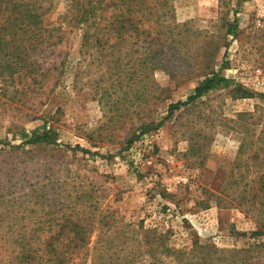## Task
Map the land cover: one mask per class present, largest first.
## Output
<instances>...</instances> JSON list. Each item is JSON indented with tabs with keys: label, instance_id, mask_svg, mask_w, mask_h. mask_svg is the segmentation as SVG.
<instances>
[{
	"label": "rangeland",
	"instance_id": "obj_1",
	"mask_svg": "<svg viewBox=\"0 0 264 264\" xmlns=\"http://www.w3.org/2000/svg\"><path fill=\"white\" fill-rule=\"evenodd\" d=\"M31 1L0 68V264H264V0Z\"/></svg>",
	"mask_w": 264,
	"mask_h": 264
},
{
	"label": "trees",
	"instance_id": "obj_2",
	"mask_svg": "<svg viewBox=\"0 0 264 264\" xmlns=\"http://www.w3.org/2000/svg\"><path fill=\"white\" fill-rule=\"evenodd\" d=\"M30 1V0H29ZM28 0H0V68L1 62L7 67H15L17 60H24L25 51L29 47L27 42L36 43V38L41 32V21L39 19V5ZM13 55L12 59L7 55ZM228 83L227 78L217 76H207L197 85L192 94L187 97L190 102L203 95L209 89L216 86V83ZM177 102L175 105H179ZM47 133H39L33 140L49 141Z\"/></svg>",
	"mask_w": 264,
	"mask_h": 264
}]
</instances>
